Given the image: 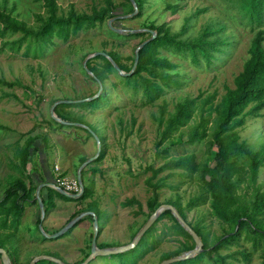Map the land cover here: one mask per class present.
Wrapping results in <instances>:
<instances>
[{
    "label": "rangeland",
    "instance_id": "374dc122",
    "mask_svg": "<svg viewBox=\"0 0 264 264\" xmlns=\"http://www.w3.org/2000/svg\"><path fill=\"white\" fill-rule=\"evenodd\" d=\"M104 1L56 0V4L62 14H65L70 6L75 12L89 13L92 6L98 8ZM110 1L115 7L103 22L78 30L70 34L65 41L52 38V43L41 55L33 56L29 50L24 55V45L16 52L7 48L0 52V79L6 82L0 84V197L15 180L22 181L31 189L27 200L24 201L17 231L7 240L8 244L6 243L4 248L9 260L13 259L15 264H28L33 256L39 254L55 257L65 264H76L85 258L84 255L89 250L94 232L93 218L96 219L95 229L99 230L100 235L95 240L98 248H101V245L116 247L129 243L151 213L148 203L154 192L147 180L154 184L158 178L168 173L171 174L164 180V185L157 189V204H166V201H169L174 205L173 208H180L184 217L182 220L190 224L199 221L202 228L208 232L209 239L218 237L222 228H226L225 223L208 213L207 203L186 208L188 200L200 191L196 175L186 177L181 175L179 170L167 169L153 174V169L158 168L167 158L193 153L198 161L205 149V138L192 143L186 141L187 131L198 122L199 112L196 109L186 124L171 135L173 139L179 135L178 143H168L169 138L158 144L164 125V121L159 119V110L164 109L165 118L178 100L196 97L199 103L201 98L211 93L214 94L212 103H215L226 87L232 88V78L240 70L242 61L247 56L246 48L252 32L239 22L238 16L224 7L221 0H143L141 12L138 14L137 9L133 13H122L124 10L118 5L124 0ZM166 2H175L180 7L171 13L164 6ZM40 4L33 0H6L7 8L13 6L11 14L32 27L37 24L34 14L44 12ZM190 15L192 19L189 29L192 33L209 19L219 18L227 22L224 32H231L233 38L228 53L221 54L222 59L213 60L207 67L203 64L199 67L191 64L188 58L159 49L160 56L167 57L175 64L176 67L171 71L181 76L179 86L165 89L151 104H142L140 92L132 95L119 83L120 74L111 72L104 82L108 103L101 104L94 110L72 106L65 108L75 114L78 121L64 123L66 126L62 128L56 125V122H60L52 117L54 112L49 111L55 100L87 98L90 97L89 94L95 95L101 91L98 82L93 81L91 72L83 65V61L94 57L90 56L91 54L113 51L119 55L121 63L129 64L130 59L126 57H132L135 47L142 40L149 38V34L154 33L147 27L148 24L166 22L169 31L175 32L180 29L184 18ZM19 34L16 32L4 35L0 37V42L11 40ZM262 46L264 48V41ZM100 61V58H94L90 63ZM83 100V104H86V99ZM88 127L93 129L90 136L86 131ZM92 133L98 138L100 151L104 153L101 159H92L82 171L81 182L85 194L70 200V203L61 199L59 203L58 197L62 196L55 190L58 199H55L54 195L51 201L52 207L55 206L58 211L56 218L63 215L60 212L67 209L66 204L75 211L74 216L81 213L85 215L67 234L65 232L58 238L47 239L42 233L50 234L56 231L60 228V222H54L52 218L45 219L44 213L41 229L32 224V215L36 211L38 216L40 214L36 199L34 198L35 203L32 200L37 187L30 181L26 170L29 167L38 169L39 160L43 159L46 153L44 164L51 167L52 163L57 161L60 166H66L71 162L78 169L81 164H78L80 157L84 153L90 157L96 154L97 143ZM237 135L250 150H261V163L254 183L247 175L235 183V194L239 200L248 202L252 199L257 185L258 196H262L264 192V108L260 116L246 117L243 125L237 129ZM29 138L33 139L32 148L29 149L30 157L26 164L22 165V151ZM163 148L167 153L165 158L161 153ZM72 170L70 169L69 173L75 175ZM127 198H134L138 205L132 203L122 206L121 202ZM156 218L151 223H154L153 227L149 226L133 247L118 253L95 255L87 264H159L167 252L177 251V254H180L186 251L182 250L181 245L184 238L168 231L167 227L172 223L171 218L162 216L155 221ZM9 232L10 230L6 229L3 233ZM154 238L158 239V242L149 248L148 245ZM147 246V250L142 252ZM239 250L248 253L246 260L235 253ZM230 253H233L234 257H226ZM218 256L224 257L223 261L229 264H264V252L260 248L253 249L251 241L243 237H240L237 243L202 254L195 262L190 256L178 264H218L215 260ZM35 264L50 263L49 260L41 258Z\"/></svg>",
    "mask_w": 264,
    "mask_h": 264
},
{
    "label": "trees",
    "instance_id": "16d2710c",
    "mask_svg": "<svg viewBox=\"0 0 264 264\" xmlns=\"http://www.w3.org/2000/svg\"><path fill=\"white\" fill-rule=\"evenodd\" d=\"M0 1V37L16 32L20 33L19 36L11 40L0 42V52L5 48L11 52H16L21 45H24V55L29 50L33 56L43 54L52 43V38L56 37L65 41L70 34H74L78 30L100 24L109 17L110 11L115 7L110 0H105L104 4L98 8L92 6L89 13L75 12L70 6L67 12L62 14L59 12L56 0H33L41 3L44 12L43 14H34L37 24L32 27L11 14L13 6L7 8L6 0ZM134 2L137 9L136 14H138L141 12L143 0H134ZM221 2H223L224 7L229 8L238 16L242 25L248 27L249 31L252 32L246 48L247 56L242 61L240 70L232 78V88L226 87L215 103H212L214 94L211 93L201 98L199 103L196 101V97L178 100L173 110L169 111L165 118L163 116L164 109L159 110V119L164 121V125L160 132L158 144L169 138L168 143H178L180 141L179 135H176L174 139L171 138V135L180 126L186 124L196 109L199 112L198 122L187 131L186 141L192 143L205 138V149L202 158L198 161L195 160L193 153L167 158L158 168L153 169V174L167 169L179 170L180 174L186 177L196 175L200 183V191L188 200L186 208L207 203L208 213L221 223H225L226 227L222 228L223 230L218 237L209 239L208 232L202 228L199 221L193 224L186 222L201 242L200 252L192 256L194 262L204 253L216 251L218 248L226 247L231 243H237L240 237L251 241L253 249L260 248L264 252V192L262 196H258L259 186L257 185L253 191L252 199L248 202H241L235 194V183L243 180L244 175H247L249 180L254 183L262 158L259 154L261 150L252 151L239 140L237 129L243 125L246 117L260 116L261 110L264 108V48L262 46L264 41V0H221ZM118 6L124 10L122 13L133 11L130 0H124ZM164 6L171 13L176 12L180 7L175 2H166ZM191 17L192 15L184 18L180 29L175 32L169 31L166 22L157 25L148 24L147 27L154 31L153 37L137 50V61L131 73L119 75V83L124 89L129 90L132 95L140 92L142 104L153 103L164 93L165 89L181 84V76L171 71L176 67L175 64L171 63L167 57L160 56L159 49L180 55L182 58H188L191 64L199 67L202 64L207 67L213 60L222 59L221 54L226 55L228 53L233 34L224 32L227 27L225 20L209 19L202 24L200 29L192 33L189 29ZM106 55L108 58L100 53L93 55L94 57L91 59L100 58L101 60L95 64L90 63V58L85 61V67L91 72L93 81H98L101 84V91L91 100H86V104H83L82 101L84 100L56 104L53 112L58 118L67 122L78 121L75 114H71L65 108L72 106L94 110L99 108L101 104L108 103L104 82L109 73L115 72L117 74L109 59L121 71L127 72L132 66L134 55L130 58L126 57V59H130L129 64L121 63L116 52L108 51ZM0 84H6V82L0 79ZM53 122L55 123V121ZM56 125L59 128L66 126L57 122ZM86 131L87 135L90 136L93 129L88 127ZM32 141L33 139L30 140L29 138L22 151V165H25L30 157L29 149L32 148ZM103 153L104 151L101 152L99 149L93 160L101 159ZM161 153L162 157L165 158L167 153L164 148ZM83 170L80 169V179ZM170 174L158 178L154 184L147 180L154 192L148 203L151 212L159 205L155 202L157 189L164 185V180ZM82 187L81 194L85 191L83 184ZM30 192V186L26 187L22 181L15 180L7 186L0 197V247L3 249L7 240L14 236V232L17 231L19 219L24 209V201L27 200ZM56 192L58 193V191ZM55 194L53 188H46L48 198L41 197L44 213L52 207V196ZM32 200L35 203V199L32 198ZM132 203L138 205L134 198L125 199L121 205L127 206ZM166 204L174 206L169 201H166ZM174 209L184 220L182 210L177 207ZM162 216H169L172 220V223L167 227L169 233L184 238L181 242L182 250L192 248L191 236L177 222L171 212L166 208L163 209L155 221ZM38 222L39 216L35 219V225ZM153 224L150 227H153ZM72 226L66 233L71 230ZM6 229H9L10 232L3 233ZM157 242L158 239L154 238L148 245L149 248L154 247ZM101 246L105 247V245ZM148 246L142 252L146 251ZM233 253L227 254L226 257H234ZM235 253L240 254L243 260L247 259L248 253L242 250L235 251ZM176 254L177 251L167 252L162 256V259ZM223 258L218 256L215 260L219 262L218 264H229L225 260L223 261ZM10 260L12 264H15L13 259ZM81 261L82 259L76 264ZM49 263L55 264L52 261ZM178 263H183V260L172 264Z\"/></svg>",
    "mask_w": 264,
    "mask_h": 264
},
{
    "label": "water",
    "instance_id": "95a60500",
    "mask_svg": "<svg viewBox=\"0 0 264 264\" xmlns=\"http://www.w3.org/2000/svg\"><path fill=\"white\" fill-rule=\"evenodd\" d=\"M131 1V4L133 6V12L136 11V5L134 4V1L133 0H130ZM109 22V21H108ZM110 28H113V27H110ZM115 29V28H113ZM116 31H119V29H115ZM153 34L154 33H151V35L149 36V38L147 39H144L142 40L134 49V57H133V62H132V66L130 68L129 71L127 72H123L121 71L117 65L111 60L109 59V61L111 62L113 68L115 69L116 72H118V74L120 75H129L131 73V71L133 70L135 64H136V61H137V50L143 45L145 44L149 39H151L153 37ZM97 53H100L102 54L103 56H105L106 58L107 55L104 54L103 52H95L93 54H91L90 56H93ZM83 65H85V61H83ZM98 82V81H97ZM99 84V90L101 89V84L98 82ZM97 95V93L95 95H92L90 97H87V98H81V99H76V100H55L51 106H50V113H53V108L56 104H59V103H70V102H76V101H81L83 99H86V100H91L92 98H94L95 96ZM52 116V115H51ZM55 120H57L58 122L60 123H69V122H65L61 119H59L58 117H56L55 115L52 116ZM73 123V122H71ZM93 135V133H92ZM94 136V135H93ZM95 137V140H96V143H97V147H96V154L95 156L93 157H88L86 160H84L83 162H81L79 168L77 169L76 171V174H75V178L76 180L78 181L79 183V186H80V191L78 193H74V194H71V193H66L64 192L63 190L61 189H57L58 192L62 195H65L66 197H69V198H78L82 192V183H81V179H80V169L88 162H90L92 159H94L96 157V155L98 154L99 152V149H100V145H99V141H98V138L96 136ZM41 185V184H40ZM40 185L37 186L36 188V193H35V199H36V202L38 204V207H39V222H38V227L41 229V221H42V218H43V214H44V210H43V205H42V201H41V198L40 196L38 195L37 191H38V188L40 187ZM168 209L171 214L174 216V218L177 220V222L189 233V235L191 236L192 238V241H193V247L186 250V251H183L182 253L180 254H177L175 256H172V257H168V258H165V259H162L161 262L159 264H171L173 262H176V261H180V260H184L186 258H189L190 256H193L194 254L198 253L201 249V242L199 240V237L197 236V234L182 220V218L178 215V213L176 212V210L169 204H159L147 217V219L144 221V223L140 226V228L135 232L134 236L132 237V239L130 240L129 243L127 244H124L122 246H116V247H101V248H98L95 244V239H96V229H95V225H96V219L93 218L92 220V223H93V226H94V232L92 234V237H91V240H90V245H89V252L88 254L85 256V258L77 263V264H87L95 255H100V254H113V253H118V252H121V251H124V250H127V249H130L131 247L134 246V244L136 243V241L138 240V238L140 237V235L150 226V224L153 222V220L157 217V215L163 210V209ZM83 215H85L84 213H81L79 215H76V216H73L72 218H70L64 225H62L59 229H57L56 231L50 233V234H44L42 233V236L47 238V239H51V238H58L60 236H62L73 224H75ZM90 215V213H89ZM41 258H44V259H47L49 261H52L54 262L55 264H65L63 262H61L59 259L55 258V257H52V256H49V255H44V254H39V255H35L33 256L28 264H34V262L36 260H39ZM0 263L1 264H11L10 260H9V257L6 253V251L0 247Z\"/></svg>",
    "mask_w": 264,
    "mask_h": 264
},
{
    "label": "crops",
    "instance_id": "0c3cea01",
    "mask_svg": "<svg viewBox=\"0 0 264 264\" xmlns=\"http://www.w3.org/2000/svg\"><path fill=\"white\" fill-rule=\"evenodd\" d=\"M47 156V153L45 156H43V159L39 160V167L38 169H35V168H32V167H29L26 171H27V175L29 174L30 177V181L33 182V184H35V188L40 185V187L38 188V194L39 196H42V198L44 199H47L48 196L46 195V188H51V183H52V179H53V176L55 174V172L53 171V165H57L59 170H60V173L64 176H67V177H74L75 175L70 172L69 173V170L70 169H73V173L75 172V169H76V166L73 165L71 162H69L68 165L66 166H60L57 161H54L52 163V166H48L46 164H44V161H45V158ZM88 157H90V155H88L87 153H84L83 156L80 157V160H79V163L80 164L81 162H83L84 160H86ZM89 163V162H88ZM88 163H86L81 169H84L87 167V165H89ZM77 164V165H78ZM77 170V169H76ZM68 171V172H67ZM76 173V172H75ZM31 182V183H32ZM27 187V186H26ZM56 190V189H54ZM58 191V190H56ZM61 198L58 197L57 195H55V199H58L57 202L61 203L60 202V199L62 201H65L67 203H70L71 201L70 200H74V198H69V197H66L65 195H62L61 194ZM54 197V195H53ZM58 197V198H57ZM33 198H35V195L33 193ZM30 205V204H29ZM67 206L65 208V210L61 211L60 213L63 214L60 218H56L55 217V214L56 212H58L56 209V207H51L49 208L46 212H45V219H50L52 218L54 222H60L59 223V226L61 227L63 224H65L70 218H72L75 214V211H73V209L71 210L70 208V205L66 204ZM73 211V213H72ZM70 212V213H69ZM33 216V222L32 224H35V219L37 218L38 216V211H36V213ZM61 219V220H60ZM43 220V219H42ZM42 222V221H41ZM70 232V231H69ZM67 234V233H66ZM63 236V235H62ZM100 236V235H98Z\"/></svg>",
    "mask_w": 264,
    "mask_h": 264
},
{
    "label": "built area",
    "instance_id": "2783aa9c",
    "mask_svg": "<svg viewBox=\"0 0 264 264\" xmlns=\"http://www.w3.org/2000/svg\"><path fill=\"white\" fill-rule=\"evenodd\" d=\"M53 171L55 174L52 179L51 188L56 190L61 189L64 192L71 194L78 193L80 191V186L75 176L67 177L62 175L58 166L55 164L53 165Z\"/></svg>",
    "mask_w": 264,
    "mask_h": 264
},
{
    "label": "flooded vegetation",
    "instance_id": "af4514ba",
    "mask_svg": "<svg viewBox=\"0 0 264 264\" xmlns=\"http://www.w3.org/2000/svg\"><path fill=\"white\" fill-rule=\"evenodd\" d=\"M80 219H81V218H80ZM63 225H64V224H63ZM98 234H99V233L96 232V238L98 237ZM95 240H96V239H95ZM89 245H90V244H89ZM101 247H102V246H101ZM88 252H89V250H88ZM87 254H88V253H87ZM82 259H83V258H82Z\"/></svg>",
    "mask_w": 264,
    "mask_h": 264
}]
</instances>
